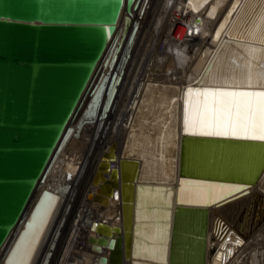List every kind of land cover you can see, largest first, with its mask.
Segmentation results:
<instances>
[{
    "label": "bare ground",
    "instance_id": "1",
    "mask_svg": "<svg viewBox=\"0 0 264 264\" xmlns=\"http://www.w3.org/2000/svg\"><path fill=\"white\" fill-rule=\"evenodd\" d=\"M9 1L0 0L1 18L66 23L75 17L80 23L113 24L116 45L124 39L118 57L134 23L138 31L133 36L136 51L130 58L127 45L119 64L122 80L109 110L103 109L107 101L100 109V119L94 124L86 122L95 110L94 101L113 57L93 95L70 121L73 132L43 184L54 194L53 199L41 201L8 263L169 264L171 232L166 228V204L171 197V216L176 206L207 212L203 264H264V141L199 140L191 134L198 127L186 132L184 125L186 108L191 125L204 117L206 104L220 99L215 93L239 92L192 88L229 32L261 42L264 0H157L154 10L143 11L141 16L132 10L128 22L125 0H99L81 6L73 5L72 0L63 1L65 4L36 0L40 4L37 12L20 11V0ZM151 3L147 2L148 6ZM147 36L156 37L155 60L154 54L148 57L152 43L145 41H152ZM260 64L264 67V52L223 44L207 82L260 85L264 83ZM97 122H102L101 126ZM121 160L138 162L128 254L121 182L118 176L113 185L110 177ZM105 164L109 171L103 173L98 167ZM179 172L233 184L181 179ZM137 185L142 189L137 190ZM143 186L164 187L170 192L165 197L161 190ZM93 223L101 225L92 228Z\"/></svg>",
    "mask_w": 264,
    "mask_h": 264
},
{
    "label": "water",
    "instance_id": "2",
    "mask_svg": "<svg viewBox=\"0 0 264 264\" xmlns=\"http://www.w3.org/2000/svg\"><path fill=\"white\" fill-rule=\"evenodd\" d=\"M53 1L65 4V0ZM98 1L72 0L76 6L96 4ZM147 2L148 0H125V22H128L132 10L137 16H141ZM18 3L20 11L37 12L40 6L36 0H20ZM73 19L74 21L66 23H35L33 19L13 20L0 17V264H9L14 248L41 201L49 197L53 199L54 194L44 188V181L65 141L73 132L70 121H73L86 98L93 95L113 57L111 69L100 85L94 101L95 110L90 112L86 122L100 119V109L107 101L108 106L103 109L109 110L122 80V74L118 72L119 64L124 60L127 45L129 47L132 44L137 27L134 23L118 57L124 39L116 45V27L113 24L107 21L80 23L75 20L77 18ZM230 43L249 49H264V43L229 32L193 90L264 91L259 85L208 83V74L215 64L218 52L223 44ZM259 66L263 67L261 64ZM101 124L102 122H97V126ZM194 138L263 143L220 136L195 135ZM180 152L182 158V148ZM109 158H114L113 153L109 154ZM137 166L136 160H121L118 169L110 171L112 184L116 185L118 176L121 182V199L124 215H127L126 218L124 216L127 254L131 231L130 206L138 174ZM98 168L103 173L109 171L107 164L99 165ZM179 176L192 181L233 184L225 180L186 177L182 172H179ZM97 181L98 177L95 176L93 183L96 184ZM143 187L161 190L165 197L170 192L164 187ZM136 189L140 190L142 186L137 185ZM169 199L166 204V228L171 232L168 263L203 264L206 210L176 206L171 216V197ZM100 225L93 223L92 228ZM119 243V239H116L117 246Z\"/></svg>",
    "mask_w": 264,
    "mask_h": 264
},
{
    "label": "snow or ice",
    "instance_id": "3",
    "mask_svg": "<svg viewBox=\"0 0 264 264\" xmlns=\"http://www.w3.org/2000/svg\"><path fill=\"white\" fill-rule=\"evenodd\" d=\"M221 28H223V24ZM261 43H264V36H262ZM260 51L264 52V49ZM251 54L255 57V50H252ZM233 79L235 80V77ZM261 79H264V76ZM249 84H251V77H249ZM259 86L264 88V83H260ZM191 91L192 89H188V92ZM214 95H218L220 99L213 100L210 105L206 104L204 117L191 125L187 108L185 109L184 125L186 132L190 130V127H198L199 130L192 131L191 134L204 136L234 135L240 139L264 141V91L219 92ZM210 125L215 127H210Z\"/></svg>",
    "mask_w": 264,
    "mask_h": 264
},
{
    "label": "rangeland",
    "instance_id": "4",
    "mask_svg": "<svg viewBox=\"0 0 264 264\" xmlns=\"http://www.w3.org/2000/svg\"><path fill=\"white\" fill-rule=\"evenodd\" d=\"M150 1H151L152 3L149 4V6H148V4H147V6H148L149 8H145L144 11H149V12H150V10H154L153 5L155 4V2L157 3V0H148V3H149ZM147 13H148V12H146V18H147V19H150L151 17H150V16L147 17ZM147 19H146V20H147ZM139 27H140V25L138 26V28H139ZM145 30H147V29H145ZM137 31H138V30H137ZM137 31H136V32H137ZM135 34H136V33H135ZM147 37H148V36H147ZM150 37H151V36H149L148 39H149ZM154 38H155V40H156V37H154V36L151 37V38L149 39V40L152 41V42H148L147 39H146V41H145V43H149V44L152 43V45L149 46L150 49L147 48V51H149V52H147V54L149 53V54H148V55H149V56H148L149 58H150L151 54H152V55L154 54V59H153V60H155V59H156L155 57L158 56V54H156V52H155V50H154V49H155V46H154V44H155L154 41H155V40L153 41ZM134 39H135V37H134ZM134 39H133V40H134ZM131 45H133V46H131ZM145 45H146V44H145ZM153 47H154V48H153ZM128 48H129L128 55H129V57L131 58V55L133 56V53H134V52L136 51V49H137L136 39H135V41H132V44H130ZM133 49H134V50H133ZM150 51H151V53H150ZM131 52H132V53H131ZM152 52H153V53H152ZM129 53H130V54H129ZM147 54H146V55H147ZM155 54H156L157 56H156ZM130 58H128V59H130ZM146 59H147V58H146ZM148 62H149V61H148ZM147 64H148V63H147ZM153 65H154V63H153ZM151 66H152V64H151ZM150 68H151V67H150ZM154 68H155V67H154ZM118 87H119V86H118ZM117 89H118V88H117ZM116 94H117V93H116ZM102 105H103V104H102ZM92 123L94 124L95 122H92Z\"/></svg>",
    "mask_w": 264,
    "mask_h": 264
},
{
    "label": "built area",
    "instance_id": "5",
    "mask_svg": "<svg viewBox=\"0 0 264 264\" xmlns=\"http://www.w3.org/2000/svg\"><path fill=\"white\" fill-rule=\"evenodd\" d=\"M175 40H176V41H180V40L178 39V37H175Z\"/></svg>",
    "mask_w": 264,
    "mask_h": 264
}]
</instances>
